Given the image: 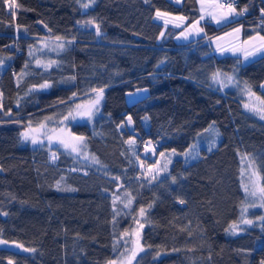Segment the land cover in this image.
<instances>
[{
  "label": "trees",
  "instance_id": "trees-1",
  "mask_svg": "<svg viewBox=\"0 0 264 264\" xmlns=\"http://www.w3.org/2000/svg\"><path fill=\"white\" fill-rule=\"evenodd\" d=\"M14 3L18 7L0 2V240L35 251L0 246V264L12 257L20 264H106L120 249L114 251V241L140 208L146 210L144 251L132 264H261L264 221L235 234L227 230L239 221L245 202L239 153L252 158L264 186V119L245 108L240 90L215 86L212 76L233 73L264 101V53L242 62L238 55L214 54L207 41L240 16L221 26L203 20L201 36L177 42L169 27L158 38L161 24L152 14H182L188 23L198 16L196 0H95L86 9L80 0ZM234 6L254 14L264 9V0H236ZM239 22L246 32L264 34V23ZM45 36L60 37L68 47L41 49L37 41ZM5 68L13 82L10 115ZM42 82L50 86L30 89ZM140 87L145 93L126 102L125 92ZM101 88L91 123L70 122L67 128L86 138L106 168L61 150L53 160L47 148L20 143L26 123L57 114L64 105L42 104L40 98L64 89L78 98ZM210 125L214 132L205 131ZM169 158L167 171L149 183Z\"/></svg>",
  "mask_w": 264,
  "mask_h": 264
},
{
  "label": "rangeland",
  "instance_id": "rangeland-1",
  "mask_svg": "<svg viewBox=\"0 0 264 264\" xmlns=\"http://www.w3.org/2000/svg\"><path fill=\"white\" fill-rule=\"evenodd\" d=\"M170 1L178 4L182 0H170ZM218 2L220 3V0H196L197 8H198V16L188 23H185V17L182 14L171 13V12H167V11L160 10V9L154 10V12L152 14V18H153V20H155L161 24V30L158 34V38L161 37V35H160L161 32H163L165 34L166 29L169 27L168 28L169 31H171V30L174 31L173 39L175 41L185 42V41H189L191 39H195L204 33V29L201 25V22L203 20H207L208 22L212 23L215 26H221V25H224L225 23H228V22L217 23L216 20L213 19L212 16L209 14V13H214L217 16H219L220 12L224 11V10H220V9L215 8V4ZM85 3H89V0H80L81 5L85 4ZM235 9H236V7H235ZM157 10H159L161 13H166L167 15L164 16L163 19H158L156 17ZM236 11L239 12L237 9H236ZM201 16H203L204 19H201ZM239 16L240 15H233V16L229 17V20L231 21L235 18H238ZM179 17H183L184 20L183 21L178 20L177 18H179ZM165 20L169 21L167 26H165V24H164ZM197 21L199 22L198 24L196 23ZM177 23L181 24L182 26L176 27L175 25ZM237 28L240 29L239 33H236L234 31ZM199 29H202V31H198ZM245 29H246V27H243V25L240 22L236 21L234 23H231L229 25L222 27L221 29L217 30L216 32H214L212 34H209L207 36L208 37L207 41L210 45V51L216 55H223V54L238 55L241 57L242 62H246V61L256 57L257 55L261 54V53H257L254 56H250L246 60L245 55H244V51L234 50V49L250 48L252 43H257V44L259 43V41H250L251 37L256 36L257 34L264 36L263 33H261L260 31H258L256 29L250 28V31H248V32H246ZM181 32L185 33V35L187 36V39H185L181 36ZM244 41H249V44H245ZM58 43H60V42L57 41L56 39L49 37V36L42 37V38H40V40L37 41V45L41 49H44V50H58V49H60V48L56 47V45ZM195 43H198V42L196 41ZM45 45H47V46H45ZM67 47L68 46L65 44L64 48H67ZM221 49H223V51ZM39 61L42 64L47 65V63H45V62H43L41 60H39ZM220 74H221L220 80L223 81L224 86H221V83L215 82L212 80L213 85L218 86L222 89H226V88L238 89L241 91V96H242V101H243L244 106L247 104L250 107H256L257 109L264 108V105L261 104V102L259 101L258 97L255 94H253L251 91H249L243 84L238 83V81L236 80V77L233 73H229V74L220 73ZM229 76L233 77V79L231 81L227 80V77H229ZM3 79H4L6 95H7L8 99L11 100V109H10L11 111L10 112H13L14 108H15V105H14L15 103L12 100V96H13V85L12 84H13V82L11 79V72L7 68H5L3 71ZM45 83L48 84V82H42V83H39L37 85L30 86V89L44 90L46 88H41L40 85L45 84ZM262 86H264V78L262 79V81L260 83V88L264 91V87H262ZM145 91H146V89L144 87L135 88V89L126 91L125 92L126 102H130V101L136 99L137 97L143 95L145 93ZM95 96H96V92L91 91L90 93H88L84 96L74 98L72 96L71 89H64V90H61L59 92H56V93H53V94H50V95H47L45 97L40 98V102L42 104H48V103H52L54 101H60V102H64L63 103L64 105L62 108L59 109V113H57V114L44 117L43 119H41L37 122L26 123L24 125L23 129L20 130L19 135H18L20 143L21 144H27L29 146L45 147L50 151L51 155H53L56 150H61V151H64V152L70 154L69 151L65 150L62 147V145H60L59 139L71 138L74 136H83L80 134L71 133L67 128V123H70V122L71 123L72 122H87L90 124L92 121V118L98 112H94L92 118L89 119L87 116H80V115L76 114L77 113L76 105H81L80 111H83L91 104L92 101H94ZM99 105H98V108H99ZM70 110L72 111L73 115L75 116V119H72L71 117H69L68 119H65V117L68 116ZM128 117H129V114H126L124 117V121H125V124L127 125V127L131 128L132 123L131 124L127 123ZM29 125H31V129L34 130V131L30 132V136H35L38 140V142L36 144H33L31 142V139L23 140L21 137L22 132L29 130ZM41 125H44V127H41ZM49 137L52 138L51 143H49ZM86 151H87V154L89 155V157H91L92 155H94L96 157V155L93 154L88 148L86 149ZM70 155H73L76 158H78L79 160H81L85 163H88L94 167H97L100 169L106 168V166H104L101 163H98V164L93 163L91 161V159L85 160L82 156H77L76 154H70ZM238 159H239V163H240V186H241V189L243 190V193H244L243 185H249V187L251 188L253 185V182L257 185V187H264L260 181L259 172H258L256 165H255L254 161L252 160V158L247 154L239 153ZM250 160H251L252 165H253L251 168L249 167ZM153 167L155 168V166H153ZM146 172H148V169ZM250 177H251V179H250ZM244 196H245V193H244ZM252 202H253V198L248 197V199L245 200L244 204H251ZM255 202L257 204H259L258 199H256ZM139 210L136 212L138 218L126 229V231L130 234L131 239H136L135 234L137 231H139V233L141 235L142 228H140V224L145 225V217L143 219V217H141L139 215ZM251 211H256V212L253 215H250ZM261 216H264V208H260V207H249L247 210V213L245 214V218L252 220L253 224L260 223L261 220L259 219V217H261ZM136 221H139L140 224H138ZM242 226H246V225L240 224L239 229H243ZM239 229L235 233L242 231ZM227 231L232 233L229 230H227ZM124 239H128V237H125ZM140 243H141V241H140ZM121 245H123L122 239H121ZM0 246L7 247L10 250L16 251V252H27L25 250V248H22L21 246H19L17 244H12V243L7 244L1 240H0ZM132 247H133V245L131 243H129L128 248L130 249ZM120 253L126 254L125 258H123V264H127V256L130 255V252H128L123 246H121L120 249L118 250V252L112 258H110L108 261L116 260L117 264H121ZM140 253L141 252H139L137 254V256ZM137 256H136V258H137ZM6 260H8V262L10 264H20L13 257L12 258H6ZM107 262H106V264H107Z\"/></svg>",
  "mask_w": 264,
  "mask_h": 264
},
{
  "label": "snow or ice",
  "instance_id": "snow-or-ice-1",
  "mask_svg": "<svg viewBox=\"0 0 264 264\" xmlns=\"http://www.w3.org/2000/svg\"><path fill=\"white\" fill-rule=\"evenodd\" d=\"M0 2H3V0H0ZM79 2V0H78ZM149 0H145V3H148ZM95 3V0H89V3H85V4H82L81 7L82 8H88L90 6V4H94ZM234 5V0H224L223 3H216L215 4V8L216 9H220V10H224V11H221L219 16H217L216 14L214 13H209L213 19L216 20L217 23H221V22H230L229 20V17L233 16V15H243L244 11H247V9H244L242 10L241 12H237L235 7L233 6ZM9 8H12V7H18V5H15L14 3V0H13V3L9 4L8 5ZM203 10V9H202ZM262 13H264V10H262ZM14 15V13H12ZM167 14L166 13H161L159 10H157L156 12V17L158 19H163L164 16H166ZM178 20L180 21H183L184 18L183 17H179L177 18ZM201 19H204L203 16H201ZM87 24L91 25L94 23V21H87L86 22ZM169 23L168 20H165L164 21V24L165 26H167V24ZM197 24L199 23L198 21L196 22ZM176 27H181L182 25L177 23L175 25ZM95 28H96V35L99 36L101 35V32H100V26L97 24L95 25ZM198 31H202V29H199ZM236 33H239L240 32V29L237 28L234 30ZM161 37L164 36V33L161 32ZM181 36L185 39H187V36L185 35L184 32H181ZM179 38V37H178ZM57 41H60L61 38L60 37H57L56 38ZM250 41H259V43H252L251 44V47L250 48H245V49H234V50H242L244 51V55H245V59L247 60L250 56H254L256 55L257 53H264V36H261L259 34H257L256 36H253L250 38ZM68 43H71L70 41ZM245 44H249V41H244ZM47 46V45H45ZM56 47L60 48V49H63L65 47V44L63 43H58L56 45ZM223 51V49H221ZM30 55H32L31 51L29 53ZM3 60H0V67L3 66ZM40 61L37 60V65H40ZM51 66V62L47 65H44L45 68L47 67H50ZM25 67H27V65H25ZM220 73L217 72V73H214L213 76H212V80L215 81V82H219L221 83V86H224L223 85V81L220 80ZM72 79H75L74 77ZM233 79V77L229 76L227 77V80L228 81H231ZM19 82V81H18ZM50 85L45 83V84H41L40 87L41 88H47L49 87ZM264 87V86H262ZM94 92H96V96H95V99L94 101L91 102V104L83 111H80L81 109V105H76V109H77V115H80V116H87L89 119L92 118L94 112H98L99 111V108H98V105L100 104V101L102 100L103 98V91L104 89L101 88V89H93ZM250 91V90H249ZM76 96V93H73V97ZM261 104L264 105V101H261ZM0 108H2V104H0ZM245 108H247L249 111H252L254 112L255 114H258L260 115V118L261 119H264V108H260V109H257L256 107H250L249 105H245ZM10 111L5 113V115H10ZM69 117H71L72 119H75V116L73 115L72 111L70 110L69 111V114L67 117H65V119H68ZM145 119H147V117H145ZM127 123L131 124L132 123V118L131 116H129L127 118ZM41 127H44V125H41ZM31 131H34L33 129H31V125H29V130L28 131H25V132H22L21 133V137L23 140H28V139H31V142L33 144H36L38 142L37 138L35 136H30V132ZM206 132H214V129L213 127L210 125L208 129L205 130ZM52 141V138L49 137V143H51ZM59 143L60 145H62V147L69 151L70 154H76L77 156H82L85 160H88V159H91V161L93 163H100L98 158L95 157L94 155H92L91 157H89V155L87 154V143H86V138L84 136H74V137H71V138H62V139H59ZM129 143H134V141H129ZM213 145L210 144L209 145V151L211 150V147ZM195 147V146H193ZM147 151V149H146ZM176 154V150L173 149L172 150V153L170 155H175ZM184 155L186 157L188 156H191L192 153H191V150H189L188 152H185ZM160 156L161 157H164L165 156V153L161 152L160 153ZM247 158V157H246ZM53 160L56 159V156L55 154H53V157H52ZM170 158L162 165V166H157L155 168V173L151 175V178L149 179V183H151L152 180H156L158 178V175L161 171H167V167H168V163H170ZM253 165H252V162L250 160L249 162V167L251 168ZM149 173H152L153 172V168L150 167L149 168ZM63 179V178H62ZM251 179V177H250ZM173 182H175V177H173ZM57 187L59 188V182L57 183ZM243 188H244V193H245V200L248 199V197H252L253 198V202L251 204H244L241 208V216H240V219L238 222H233V224H231L229 226V231H231L233 234H235V232L239 229V225L240 224H245V225H251L253 224V221L250 220V219H246L245 218V214L247 213V210L249 207H260V208H264V187H257V185L253 182V185L252 187L250 188L249 185H243ZM74 190V189H72ZM258 199L259 200V204H257L255 202V200ZM115 203V201H114ZM132 203V200L129 199L128 201V204L125 205V207H128L130 204ZM180 203H184V201H180ZM149 207H151V205H149ZM145 213H146V210L144 208H140L139 210V215L141 217H144L145 216ZM119 214V213H117ZM259 219L261 221H264V216H261L259 217ZM138 224H140L139 221H136ZM143 224H140V228H143ZM239 230H242V229H239ZM136 239H131L130 238V234L126 231L124 233L121 234V238L120 239H117L114 241V245H113V249L114 251H116L119 247L123 246L128 252H130V255L127 256V264H132V261L135 260L137 254L139 252H143L144 251V247L141 245L140 243V233L139 231L136 232ZM125 237H128V239H124ZM121 239L123 240V245H121ZM129 243H131L133 245L132 248H128V245ZM26 251H35V249H25ZM125 253H120V258H121V264H123V258H125ZM159 255V253L157 254ZM107 264H117V261L116 260H110L107 262ZM261 264H264V261H261Z\"/></svg>",
  "mask_w": 264,
  "mask_h": 264
},
{
  "label": "built area",
  "instance_id": "built-area-1",
  "mask_svg": "<svg viewBox=\"0 0 264 264\" xmlns=\"http://www.w3.org/2000/svg\"><path fill=\"white\" fill-rule=\"evenodd\" d=\"M224 0H220V3H223ZM13 3V0H9V4ZM236 4V0H234V5ZM13 8V7H12ZM247 9L245 6H240L238 8V11L241 12L242 10ZM262 10H264L261 7L257 8V11L254 14H248V10L244 11L243 15H240L239 21H244L247 19H255L258 24L264 23V13H262ZM152 146H156V143L154 141L150 142ZM142 146H146L147 142H142Z\"/></svg>",
  "mask_w": 264,
  "mask_h": 264
},
{
  "label": "water",
  "instance_id": "water-1",
  "mask_svg": "<svg viewBox=\"0 0 264 264\" xmlns=\"http://www.w3.org/2000/svg\"><path fill=\"white\" fill-rule=\"evenodd\" d=\"M8 264H10V263L8 262Z\"/></svg>",
  "mask_w": 264,
  "mask_h": 264
}]
</instances>
